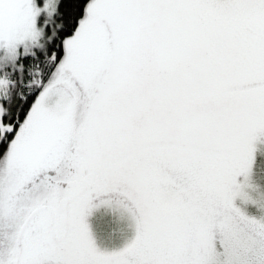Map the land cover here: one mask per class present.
I'll list each match as a JSON object with an SVG mask.
<instances>
[{
	"label": "snow or ice",
	"instance_id": "6c2138e0",
	"mask_svg": "<svg viewBox=\"0 0 264 264\" xmlns=\"http://www.w3.org/2000/svg\"><path fill=\"white\" fill-rule=\"evenodd\" d=\"M0 264H264V0H0Z\"/></svg>",
	"mask_w": 264,
	"mask_h": 264
}]
</instances>
